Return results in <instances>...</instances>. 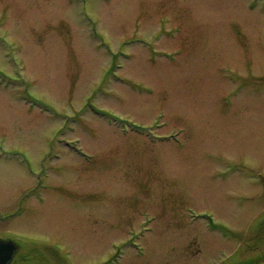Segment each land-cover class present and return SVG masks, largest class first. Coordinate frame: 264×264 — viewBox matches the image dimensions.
<instances>
[{
    "label": "rangeland",
    "instance_id": "1",
    "mask_svg": "<svg viewBox=\"0 0 264 264\" xmlns=\"http://www.w3.org/2000/svg\"><path fill=\"white\" fill-rule=\"evenodd\" d=\"M0 210L23 264L264 257V0H0Z\"/></svg>",
    "mask_w": 264,
    "mask_h": 264
},
{
    "label": "water",
    "instance_id": "2",
    "mask_svg": "<svg viewBox=\"0 0 264 264\" xmlns=\"http://www.w3.org/2000/svg\"><path fill=\"white\" fill-rule=\"evenodd\" d=\"M13 252V245L10 242H4L0 240V264H7L11 259Z\"/></svg>",
    "mask_w": 264,
    "mask_h": 264
}]
</instances>
